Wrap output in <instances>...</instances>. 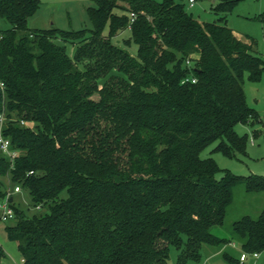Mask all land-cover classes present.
I'll use <instances>...</instances> for the list:
<instances>
[{
    "label": "trees",
    "instance_id": "trees-1",
    "mask_svg": "<svg viewBox=\"0 0 264 264\" xmlns=\"http://www.w3.org/2000/svg\"><path fill=\"white\" fill-rule=\"evenodd\" d=\"M90 1L91 29L33 30L41 0H0L2 134L18 152L12 160L0 148V203L15 211L6 232L22 264H170L172 246L178 264L206 247L263 252L264 207L234 220L229 236L216 231L235 188L264 193V175L201 156L214 143L245 154L236 126L260 118L245 81L261 80L264 57L226 20L243 0H214L224 22H203L176 0ZM126 29L136 55L114 42ZM4 178L29 193L33 214L7 198Z\"/></svg>",
    "mask_w": 264,
    "mask_h": 264
},
{
    "label": "rangeland",
    "instance_id": "rangeland-1",
    "mask_svg": "<svg viewBox=\"0 0 264 264\" xmlns=\"http://www.w3.org/2000/svg\"><path fill=\"white\" fill-rule=\"evenodd\" d=\"M162 2L163 0H155ZM181 2L186 11L193 14L194 17L203 22H224V17L213 10L215 2L213 0H197L191 6L186 0H176ZM42 4L35 15L29 18L28 25L31 29H45L58 27L64 30H79L83 28L91 29L93 27L88 15L87 7L94 3L90 0H41ZM262 18V19H259ZM227 24L233 28L242 38L247 36L252 38L253 45L258 54L264 57V0H243L237 3L226 17ZM9 27V23L0 17V28ZM131 36V31L126 29L114 37V42L130 50L136 55L138 46L134 43L126 45L124 40ZM67 52L74 56L75 45L67 43ZM245 93L247 103L251 108L257 110L260 115L258 122L254 125L239 123L236 131L241 136L248 137V145L245 154L236 153L233 157H228L220 151H214L216 143L208 146L201 156L204 158L212 157L219 167L228 170L234 174L248 176L252 174L264 175V74L259 82H252L246 79ZM97 98V97H96ZM260 120V121H259ZM223 172L217 174L221 178ZM12 192L15 200L14 205L24 210L28 214H33L35 208L31 206L29 193L22 189L21 192H14L13 184L9 179H3ZM66 194V193H64ZM264 207V193H250L244 185H239L234 191V201L228 209L227 218L219 235L229 236L230 224L244 215L257 217ZM3 213V207L0 206V217ZM15 224L14 219L4 221L0 218V245L4 250L2 262L5 264H19L21 254L15 241L8 238L6 226ZM222 250L204 248L199 260L190 259L186 264H232L225 259L223 253L228 251L234 257L240 260L242 250L236 244ZM259 259H254L249 255L248 260L242 264H264V251L260 253ZM179 250L175 246L170 250V264H178ZM240 263V264H241Z\"/></svg>",
    "mask_w": 264,
    "mask_h": 264
},
{
    "label": "built area",
    "instance_id": "built-area-1",
    "mask_svg": "<svg viewBox=\"0 0 264 264\" xmlns=\"http://www.w3.org/2000/svg\"><path fill=\"white\" fill-rule=\"evenodd\" d=\"M191 6H193L197 0H186ZM191 61L190 59L187 60V64H190ZM191 80L192 82H196V78H190L187 77L185 81ZM5 116L2 114L0 115V148L1 150L8 155L12 160L18 155V152L16 150L11 149V141L8 138H5L2 134V124L4 123ZM24 124V122H23ZM14 192H21V186L20 185H15L14 186ZM12 192L8 194L7 198L10 197ZM0 206L3 207V213L1 215V219L4 221L10 220L14 218L15 216V211L13 208L9 205L8 199L0 203ZM249 255H251L254 258H258L260 256V252H251L248 253L246 251H242L240 261L244 262L245 260L248 259Z\"/></svg>",
    "mask_w": 264,
    "mask_h": 264
},
{
    "label": "crops",
    "instance_id": "crops-1",
    "mask_svg": "<svg viewBox=\"0 0 264 264\" xmlns=\"http://www.w3.org/2000/svg\"><path fill=\"white\" fill-rule=\"evenodd\" d=\"M89 6H90V5H89ZM89 6H88V7H89ZM235 34L237 35L238 38H240V39H242V40H244V41H249L247 37H246V38H244V37L242 38V37H241L236 31H235ZM233 248H234V246H233ZM260 256H261V254H260ZM260 256H259V257H260ZM3 257H4V256H3ZM3 257H2V258H3ZM259 257H258V258H254V257H253V258L257 260V259H259ZM2 258H0V264H5L4 262H2ZM247 260H248V259H247ZM247 260H245V261H247ZM245 261H244V262H245ZM22 263H23V260H22V258H21L19 264H22ZM240 263H241V262H240ZM242 263H243V262H242ZM242 263H241V264H242Z\"/></svg>",
    "mask_w": 264,
    "mask_h": 264
},
{
    "label": "water",
    "instance_id": "water-1",
    "mask_svg": "<svg viewBox=\"0 0 264 264\" xmlns=\"http://www.w3.org/2000/svg\"><path fill=\"white\" fill-rule=\"evenodd\" d=\"M213 2H215L214 0H213ZM12 200V199H11Z\"/></svg>",
    "mask_w": 264,
    "mask_h": 264
}]
</instances>
